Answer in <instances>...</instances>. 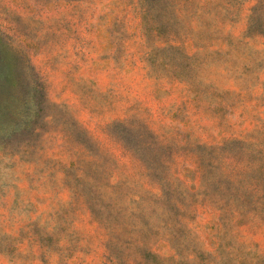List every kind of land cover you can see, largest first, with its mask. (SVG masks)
<instances>
[{"label":"rangeland","instance_id":"1","mask_svg":"<svg viewBox=\"0 0 264 264\" xmlns=\"http://www.w3.org/2000/svg\"><path fill=\"white\" fill-rule=\"evenodd\" d=\"M0 264H264V0H0Z\"/></svg>","mask_w":264,"mask_h":264}]
</instances>
